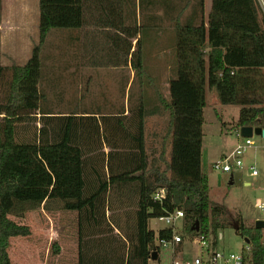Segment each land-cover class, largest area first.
<instances>
[{
  "label": "trees",
  "instance_id": "trees-1",
  "mask_svg": "<svg viewBox=\"0 0 264 264\" xmlns=\"http://www.w3.org/2000/svg\"><path fill=\"white\" fill-rule=\"evenodd\" d=\"M39 8V42L25 66H1L0 39V264H13L11 239L31 235L30 227L10 215L51 199L78 212L77 264H150L161 251L159 242L171 240L174 230L155 231L149 221L177 209L184 212L186 236H217L226 227L227 210L211 202L203 171L207 91L214 90L221 104L241 108L236 133L264 128V0H211L207 19L205 0H39ZM159 9L163 16L152 13ZM164 22L172 24L167 46L175 53L168 99L160 92L150 96L142 54L143 41L166 32ZM88 26L106 34L109 60L118 63L111 67L134 71L128 101L135 77L140 81L131 121L126 126L119 119L124 130L117 151L110 148L106 127L101 130L98 112L37 117L43 98L40 53L49 33ZM158 112L169 115L171 134L149 169L145 122ZM104 146L110 148L107 164L100 157ZM160 190L165 198L154 200ZM237 232L251 245V264H264V230L239 223Z\"/></svg>",
  "mask_w": 264,
  "mask_h": 264
},
{
  "label": "rangeland",
  "instance_id": "rangeland-1",
  "mask_svg": "<svg viewBox=\"0 0 264 264\" xmlns=\"http://www.w3.org/2000/svg\"><path fill=\"white\" fill-rule=\"evenodd\" d=\"M173 1L176 4H181V1L187 0ZM210 1L205 0V5L209 4ZM28 4V11H31V13L36 12L37 5L34 0H29ZM23 10L24 6L19 8L18 11L22 14L24 13ZM157 11L152 13H158L159 16H163L162 9ZM190 12L191 10L187 9L184 18ZM161 26L162 29L166 28V32L165 30H160L158 33L152 35V41H143L142 54L147 75H149V79L152 81L151 87L155 82H158L162 94L169 98L168 86L166 84L172 78V70L175 66V53L172 48L167 46L172 36V24L164 22ZM52 33L56 37L55 45L60 48L71 46V44L79 47L85 41L89 45L91 44L92 47H99L104 39L102 36L104 31L95 26L84 27L80 30H53ZM72 37L78 39L77 43L70 40ZM66 57L68 61H71L73 56L68 54ZM98 57V52L92 55L93 60L95 58L98 59ZM78 60L76 59L77 65ZM103 67L73 66L72 61L67 62V66H59L61 70L60 74L64 79L60 80V84H57L58 86L51 88V90L61 94L66 93L70 96L68 98L65 97L67 104H62L64 107H67L70 100L78 96L79 93L84 94L86 106H89L93 111H99L102 98H105L107 95H112V97L118 95L122 103V90L119 86L118 89L116 88L115 82H126L128 79L134 78V71L130 67H124L119 70L112 69L111 66H106L108 69H104ZM82 68H87L84 81H80L78 77H75V74L80 72L78 69L82 71ZM44 69L45 66H42V72ZM67 69H70V71ZM75 69L77 70L76 73H74ZM81 74H83V71ZM106 78H108V81ZM137 79L138 76L135 77V83L132 87L133 99L128 101L129 110L134 109L138 104L137 94L140 81H137ZM141 80L147 79L142 78ZM46 87L47 85L43 84L41 89L46 92L50 91ZM66 102L64 100L63 103ZM240 109L238 106L221 104L214 90L207 91L203 143L204 148L213 154L217 160L229 155L238 144L244 141L243 138L236 136L237 128L235 123L238 119ZM145 129L146 151L149 169H151L153 161L158 160L161 153L163 139L166 133L165 119L152 120L147 123ZM252 141L254 142V146L247 149L243 156V168L241 170L235 169L233 178L231 173L214 171L211 165L205 164L204 168L209 177L211 202L213 204L223 205L227 210L225 217L226 227L216 230L218 238L213 234L210 238L212 242L218 239L217 250L227 255L232 253L240 254L245 247V238L237 232L239 230V223H243L246 228H251L257 220H264V210L259 209L257 206L259 201L264 204V140L260 136L255 135L252 137ZM168 147H170V142L167 143L166 160L170 157ZM160 164L161 169H164L165 164ZM252 165L257 168L258 176L256 177L252 176V172L249 169ZM23 208V210L17 208L12 215L18 218L20 212L24 211V217H26L28 224L31 225L32 234L31 237H26L24 240H22L23 237L13 238L16 239L11 246L13 264H77L76 239L78 212L65 210L64 203L60 200L46 201L40 206L27 205ZM183 220L178 221L173 229L177 236L183 235V240L186 239L183 258L193 262L196 258L197 246L183 233ZM149 226L154 230L163 227L167 228L165 223L158 222L154 219L149 221ZM236 226H238V229H236ZM26 240L30 244L24 243ZM23 244H27L26 247L30 251L25 256L22 252ZM36 245H38L37 248H35ZM162 249L163 254L160 257L163 264H172L174 261L172 245L167 247L162 246ZM57 252L59 253L57 254Z\"/></svg>",
  "mask_w": 264,
  "mask_h": 264
},
{
  "label": "crops",
  "instance_id": "crops-1",
  "mask_svg": "<svg viewBox=\"0 0 264 264\" xmlns=\"http://www.w3.org/2000/svg\"><path fill=\"white\" fill-rule=\"evenodd\" d=\"M34 2L37 5L36 12L31 13V11H28L27 9L29 5L28 4L29 0H2L1 25H0L1 66L5 68H10L12 66H25L32 57L34 47L39 42V24H40L39 0H34ZM23 6H24V10H23L24 13L21 14L18 10ZM210 10H211V1L209 4L205 5L206 19L210 13ZM51 32L49 33L44 45L42 46L40 53L41 66H45V69L42 72V78L39 83V88L43 94V98L41 103L42 109L41 111H38L37 117L41 118L43 114L44 116H49V117L70 116L71 114H75V116L77 117L89 116L91 114V108L89 106H86L84 94L79 93L78 96L70 100V103H68L67 107H64L63 105L67 104L65 97L68 98L69 95H67L66 93L61 94L58 92H54L51 90V88L58 86L57 84H60L59 81L64 79L63 76L60 74L61 70L59 66H67V62L72 61L73 66H104L103 67L104 69H108L106 68V66H118V63H112V61L109 60V51H111V46H109L108 40L106 39V34L102 35L104 39L102 43H100L99 47H92L91 44L89 45V43L85 41L79 47L71 44V46H67V47L64 46L63 48H60L59 46L55 45L56 37L54 36V33L51 34ZM70 40H72V42L75 43H77L78 41L76 37H72L70 38ZM97 52L99 57L98 59L95 58V60H93L92 55ZM68 54H71L73 56L71 58V61L67 60L66 55ZM76 59H79L78 65ZM111 68L119 70L122 69L123 67H111ZM67 70L70 71V69ZM86 70L87 68H82L83 74H81L82 72L81 69L80 70L78 69V71L80 72L77 73H76L77 70L75 69L74 72L76 73L75 77H78L80 81H84ZM45 71H46V75H45ZM133 79L134 78L132 77L131 79H128L126 82H122V81L115 82L116 88L118 89L119 86L122 90L121 91L123 96V99L121 96L122 103L120 102L118 95L114 97H112V95H107L105 98H102L99 111H95L99 113L96 116L101 121V130L104 131V127H106L105 129L107 131V135L112 146L110 148H112V150L114 151H117V149L119 148L118 140H120V138L122 137L124 130V128L122 127L123 125L119 121V119H122L123 123L126 126L128 125V121H131L132 119L129 113L130 110L128 106V96ZM106 80L108 81V78H106ZM43 84H46L47 85L46 88L50 89V91L48 92L43 91L41 89ZM151 85H152V81L150 82V90H149L150 96L155 97L157 92L162 93V90L160 89L158 82H155L153 84L152 86L153 88L151 87ZM166 86H168L167 91L169 94V83H167ZM163 96L166 99H168L167 96H165L164 94ZM0 97H1V93H0ZM64 100L66 103H63ZM2 117L3 115L0 114V120ZM159 119H165L166 122L165 136L167 134H171L169 115L165 113L158 112L148 115V117L146 118L145 126L147 125L148 122L152 120L156 121ZM261 139L264 140L262 137ZM170 141H171V136H169L168 138V142ZM110 148L107 146L101 148V153L103 155L101 154L100 157L101 159L102 158L105 159L106 164L108 162V154L110 152ZM168 148L170 152V147ZM214 158L216 157L213 154L209 153V151L204 148V143H203V171L206 175H208V173H206L204 170L205 164L211 165L212 167V164L215 162V160L217 161V158L216 159ZM231 176L233 178L234 175L231 174ZM247 185H249V183H247ZM125 191L128 192L129 188H125ZM48 201H54V199ZM121 211L122 210H119V212ZM24 216H25L24 211L20 212L18 218H15L13 217V215H10V217L17 223L30 227L32 234L31 225L28 224V221ZM78 225H79V219H77V239H76L77 263L79 256ZM161 229H165V227L159 228L158 230ZM27 237H31V235ZM221 237L223 236L221 235ZM25 238L26 237H23L22 240H24ZM188 238L190 239L191 237ZM15 240L16 239H11V246ZM185 242L186 239L182 244L172 245V255L174 259L177 258L184 259L183 252H184ZM24 243L30 244L27 240ZM26 245L27 244H23L22 246V252L24 256L27 255L28 252H30L29 249L26 247ZM37 246L38 245H36L35 248H37ZM11 249L12 247H10L9 249V254L12 261ZM58 253L59 252H57V254ZM162 254H163V249L161 247V251L157 259H151L150 264H163V261L160 257V255Z\"/></svg>",
  "mask_w": 264,
  "mask_h": 264
},
{
  "label": "built area",
  "instance_id": "built-area-1",
  "mask_svg": "<svg viewBox=\"0 0 264 264\" xmlns=\"http://www.w3.org/2000/svg\"><path fill=\"white\" fill-rule=\"evenodd\" d=\"M238 137L244 139L243 143L238 144L237 147L224 158L215 161L212 164V169L216 172L231 173L234 175V170H241L244 166L243 156L247 149L254 146L252 138H244L241 135V131L236 133ZM252 176H258L256 166L252 165L249 167ZM165 198V190H160L154 195V200L162 201ZM259 209L264 210V204L259 201L257 204ZM184 219V212L177 209L171 213L164 214L158 217V222L165 223L167 228H174L178 221ZM264 221V220H263ZM174 230V229H173ZM183 235L177 236L174 231V235L171 240H161L159 243L164 247L169 245H179L184 242ZM194 244H196V258L193 262L185 259H174L172 264H251V252L252 248L249 242L246 241L245 247L240 254H225L213 247L211 238H207L205 235H197L196 237L190 238ZM262 243L264 245V235Z\"/></svg>",
  "mask_w": 264,
  "mask_h": 264
},
{
  "label": "water",
  "instance_id": "water-1",
  "mask_svg": "<svg viewBox=\"0 0 264 264\" xmlns=\"http://www.w3.org/2000/svg\"><path fill=\"white\" fill-rule=\"evenodd\" d=\"M240 131H241V135L244 138H252L256 135V136H261L264 139V128L242 127ZM255 227L257 229H264V221L263 220H257L255 223ZM236 229H238V226H236ZM196 230L198 231L199 228L197 227ZM152 259H157V254H154Z\"/></svg>",
  "mask_w": 264,
  "mask_h": 264
}]
</instances>
